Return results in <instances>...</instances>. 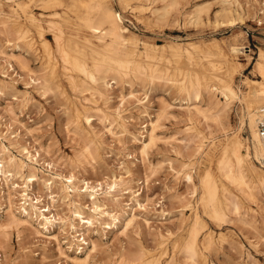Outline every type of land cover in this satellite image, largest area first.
Returning a JSON list of instances; mask_svg holds the SVG:
<instances>
[{
  "label": "bare ground",
  "instance_id": "1",
  "mask_svg": "<svg viewBox=\"0 0 264 264\" xmlns=\"http://www.w3.org/2000/svg\"><path fill=\"white\" fill-rule=\"evenodd\" d=\"M143 1L118 3L121 10L143 12ZM162 1L163 13L152 14L155 21H161L175 4L173 0ZM33 3L44 13H34ZM227 4L230 13L233 6L236 10L243 7L241 0H227ZM194 44L169 43L170 58H164L165 45L144 41L141 48L111 0H0V125L6 129H0V236L10 229L33 228L44 242L56 243V264L59 260L89 264L98 248L95 235L103 239L120 227L128 230L140 213L147 215L151 210L166 219L170 214L167 205L150 202L149 177L144 175L135 182L136 163H122L118 174L97 180L81 171L84 157L103 159L105 135L120 145V153L127 149L122 138L130 140L137 152L131 151L128 157H135L137 163L149 159L159 140L161 122L175 107L161 98L155 114L150 112L151 95L159 89L174 90L179 96L177 110L185 123L184 136L172 147L175 158L164 162L175 180L189 190L187 197L178 196L184 217L165 264H209L213 235L206 233L201 238L206 225L199 207L213 220L225 222L233 215L250 227L244 202H257L258 194L264 191V138L259 129L264 118V52L260 51L255 64L260 79H246L242 89L234 75L240 52L237 43L227 51L204 56H195L191 51L197 49ZM16 49L22 52L16 54ZM25 53L41 65L33 68ZM183 54L187 62H181ZM172 60L178 62L173 72ZM20 82L24 90L19 89ZM134 84L143 91L141 95L133 90L129 93L140 110L139 118L147 123L141 125L146 128L142 131L129 120L127 96L118 95L120 102L112 103L116 88L132 89ZM32 93L46 100L50 96L62 99L63 113L70 116L75 132L85 137L84 150L68 160L70 169L41 145L22 141L28 129L15 104L29 108ZM236 105L238 124L234 128L230 113ZM95 121L101 122V130ZM218 135L224 137L216 163L219 176L207 167L198 186L197 166L201 159L213 160L211 151L217 146ZM207 140H211L208 151ZM164 162L150 164V171L156 172ZM186 209L192 211L190 216L183 214ZM154 229L158 238L155 248H143L137 254L123 248L110 264H162L165 251L160 256L152 252L162 250L175 233L158 226ZM60 235L66 240L62 242ZM1 248L0 244V252ZM0 264H5L3 253Z\"/></svg>",
  "mask_w": 264,
  "mask_h": 264
},
{
  "label": "rangeland",
  "instance_id": "2",
  "mask_svg": "<svg viewBox=\"0 0 264 264\" xmlns=\"http://www.w3.org/2000/svg\"><path fill=\"white\" fill-rule=\"evenodd\" d=\"M111 1L116 10L122 15L124 26L136 35L141 48L144 41L148 44L165 45L164 58H170L172 52L169 49V43L185 46L195 43L194 47L197 49H191L195 56L224 52L228 50L231 44L237 43L240 52L237 58L238 63L235 67L236 72H234L235 83L244 89L246 79H260L255 71V64L259 58L260 51L264 52V0H241L242 9L236 10L234 9L236 7L233 6L231 13L228 12L229 5L227 0H173L175 2L174 6L161 21H155V17L152 14L154 11H157V14L163 13L162 6L165 3L162 0H144L143 12L121 10L118 0ZM31 6L37 15L44 13L35 3L31 4ZM46 14L48 13L46 12ZM190 18L193 19L191 20ZM49 39L53 41L52 36H49ZM14 51L16 54L22 52L18 49ZM25 54L28 55L27 53ZM28 58L33 68L41 65L39 61H35L34 56L28 55ZM186 59V55L183 54L181 62H187ZM172 61L171 67H173L171 71L173 72L178 62ZM22 85L23 83L20 82L18 87L24 90V85ZM131 90L138 92V95L143 93L137 84H134L132 89L129 86L118 87L115 94L112 95V103L117 105L120 102L118 95L127 96L126 107L128 111L126 113L131 117L129 118L131 124L136 123L137 127L140 128L141 125L147 123L144 119L139 118L140 110L135 100L129 97ZM32 95L34 99L29 108H22V106L15 104L19 119L29 130H27V135H24L25 131L22 132L24 135L22 141L34 142L37 146L41 145L54 160L62 164L66 169H70L68 160L79 155L84 150L85 137L75 132L70 122V116L63 113L62 99L50 96L46 100L36 93H32ZM161 98L175 107L172 109L171 114L161 122V128L158 130L159 140L155 147L151 149L148 160H141L137 163L135 157H128L129 153H132L131 151L137 152L130 140L122 138L126 146L124 147L127 149L120 153L117 149V146L119 147L120 145H117L110 135H105V144L102 146L103 159L101 160L98 156H94V159L93 157H84L81 171L85 177L97 180L113 173L118 174L122 163H136L133 169L135 182L147 175L150 180V202H154L156 205L159 202H163L170 210V214L165 219V217H160L153 210L147 215L139 212L138 221L128 230L120 227L116 233H108L107 236H103V239L95 235L94 238L97 239L98 248L92 255L89 264H110L120 257V252H122L123 248H126L130 254H137L143 248H155L158 238L154 228L157 226L169 229L175 234L166 242L162 250L153 251L152 253L160 256V253L162 254L165 251V255L161 257L162 264H165L169 256L172 255V247L180 234V227L184 217L180 213L183 203H180L178 196L181 198L187 197L189 190L183 182L175 180L164 161L169 158H175L172 147L177 145L183 138L185 123L178 114L179 96L174 90L164 92V90L159 89L154 92L151 95L152 110L150 112L153 115L155 114L154 111L158 109ZM1 105L5 106L6 103L3 101ZM237 114L238 108L236 105L232 107L230 113L234 128L238 124ZM94 124L97 125V130L103 128L99 121H95ZM0 129L6 131L5 127L1 125ZM144 129L146 128H140L139 130L142 131ZM244 136L248 137V134L244 133ZM210 142L211 140H207L205 143L207 151L210 149ZM215 142L217 146L215 150L211 151L215 154L213 160L210 162L206 159H201V164L197 166L195 181L198 186L200 184V176L207 167L211 168L216 176H219L216 163L222 150L220 144L224 142V137L218 135ZM160 162H164L162 167L152 173L150 164L157 165ZM136 185L135 183L134 189L138 188ZM199 193H201V190H199ZM258 195L259 200L257 202L247 200L244 202L249 210L246 219L251 222L250 227L237 220L233 215L227 218L225 222L213 220L203 212L201 207L198 208L199 215L206 225L202 231L201 238L206 233H212L213 235V246L207 257L209 264H212V262L214 264H218V262L220 264H264V191H260ZM157 207L160 210L159 205ZM183 214L190 216L192 211L186 209ZM144 219L150 222L151 228H149ZM33 230V228L26 230L20 227L19 229H10L6 234L0 236L2 247L0 255L2 253L5 255V264H56V243L44 242ZM59 237L62 242L66 240L63 239L64 236L62 235ZM81 246L83 247L84 245H80V248ZM80 248L79 250H81ZM57 264L67 263L64 260H59Z\"/></svg>",
  "mask_w": 264,
  "mask_h": 264
},
{
  "label": "built area",
  "instance_id": "3",
  "mask_svg": "<svg viewBox=\"0 0 264 264\" xmlns=\"http://www.w3.org/2000/svg\"><path fill=\"white\" fill-rule=\"evenodd\" d=\"M259 129L262 137L264 138V118L260 121Z\"/></svg>",
  "mask_w": 264,
  "mask_h": 264
}]
</instances>
